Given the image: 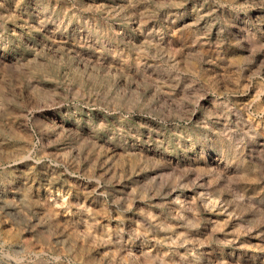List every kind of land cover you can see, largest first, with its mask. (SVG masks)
I'll return each instance as SVG.
<instances>
[{
    "label": "rangeland",
    "instance_id": "1",
    "mask_svg": "<svg viewBox=\"0 0 264 264\" xmlns=\"http://www.w3.org/2000/svg\"><path fill=\"white\" fill-rule=\"evenodd\" d=\"M0 264H264V0H0Z\"/></svg>",
    "mask_w": 264,
    "mask_h": 264
}]
</instances>
